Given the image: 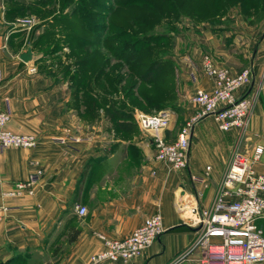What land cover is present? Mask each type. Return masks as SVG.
I'll use <instances>...</instances> for the list:
<instances>
[{
	"label": "crops",
	"instance_id": "0c3cea01",
	"mask_svg": "<svg viewBox=\"0 0 264 264\" xmlns=\"http://www.w3.org/2000/svg\"><path fill=\"white\" fill-rule=\"evenodd\" d=\"M8 1L0 0V111L9 115L3 129L33 136L36 144L0 148V264H87L103 249L100 236L124 239L154 213L160 216V236L138 257L105 264H166L194 239L191 230L175 229L183 225L173 206L176 194L207 207L237 141L241 150L262 148L253 169L264 173V19L247 24L230 8L219 23L187 20L182 28L172 57L178 98L165 140L174 141L196 110L190 101L194 91L212 89L200 71L203 54L230 75L249 70L248 84L235 92L249 101V112L239 135L220 132L211 117L197 121L186 166L173 171L154 160L147 135L103 132L101 121L84 124L68 105L67 83L37 72L41 55L30 48L35 26L10 18ZM27 48L31 55L24 63L19 57ZM36 169L41 177L32 194L11 195ZM75 205L85 208L84 216L75 214Z\"/></svg>",
	"mask_w": 264,
	"mask_h": 264
},
{
	"label": "built area",
	"instance_id": "2783aa9c",
	"mask_svg": "<svg viewBox=\"0 0 264 264\" xmlns=\"http://www.w3.org/2000/svg\"><path fill=\"white\" fill-rule=\"evenodd\" d=\"M30 20H21L22 26H31ZM200 71L211 81L209 92L197 89L190 98L196 107L193 115L179 128L176 138L167 142L164 132L169 125L164 112L137 114L134 119L138 130L150 138L154 160L166 168L179 171L186 166L188 137L193 125L204 117H211L220 132L236 131L242 134L246 128L249 101L236 97L249 82V70L230 75L216 66L211 58L200 57ZM34 68L29 72L33 73ZM8 112L0 111V148L31 149L36 140L33 136L13 134L3 129ZM237 147V146H236ZM219 180L207 207H199L194 198L174 196L173 206L183 225L194 233L193 241L166 264H264V234L257 223L264 222V173L255 172L262 148L254 146L248 155L237 151ZM209 170L205 168L204 172ZM41 177L39 169L30 173L24 181L14 185L11 195L21 192L32 194ZM79 217L85 208L75 205ZM162 233L157 213L145 218L130 234L121 240H109L102 236L103 249L90 256L87 264H105L128 261L138 257Z\"/></svg>",
	"mask_w": 264,
	"mask_h": 264
},
{
	"label": "trees",
	"instance_id": "16d2710c",
	"mask_svg": "<svg viewBox=\"0 0 264 264\" xmlns=\"http://www.w3.org/2000/svg\"><path fill=\"white\" fill-rule=\"evenodd\" d=\"M197 2L201 4L197 5ZM70 3L73 6L66 11ZM136 8L159 22L168 20L169 16L175 21L186 18L192 24H216L230 8H237L247 24H256L264 19V15H260L264 14V0H156L155 4L150 0H9L10 18H22L29 13L46 15L30 33V48L40 53L39 62L51 58L56 61L55 66L45 70L44 74L67 83L68 105L83 122L106 120L110 124V132L116 135L137 134L129 107L135 97L155 111L167 106L163 95L145 98L139 88L156 87L160 78L163 80L167 76L168 80V77L174 79L175 76V71L167 70L168 63L164 57L138 66L139 61L148 57L152 44L156 47L159 42L132 40L127 31H118L120 26L112 22L117 17L128 28L145 30L149 20L140 12L133 15ZM36 30L39 32L34 34ZM106 42L109 45L107 54L112 51L110 59L123 61V66L108 65L109 57L100 53ZM63 47L68 49V56H65L70 63L60 69L58 56ZM56 73H60V77ZM131 77L135 82L130 79L127 84ZM181 228L188 229L184 225L175 229Z\"/></svg>",
	"mask_w": 264,
	"mask_h": 264
},
{
	"label": "rangeland",
	"instance_id": "374dc122",
	"mask_svg": "<svg viewBox=\"0 0 264 264\" xmlns=\"http://www.w3.org/2000/svg\"><path fill=\"white\" fill-rule=\"evenodd\" d=\"M197 1H201V0H197ZM150 2L155 4L156 0H150ZM200 4H201L200 2L199 3L197 2V5H200ZM72 6H73V3L68 4L65 10L66 11L69 10ZM139 12L142 14H145V13H143V11H139L138 8H136V9H134L133 15H138V14H140ZM260 15L263 16L264 14L262 13ZM260 15L258 17H260ZM45 16H46L45 14L33 15V14L29 13L20 19L30 20L32 22L31 26L34 27L37 24H39L41 22V20L44 19ZM145 16H147V18L149 20L148 21L149 25H147L145 30L144 29H135V27L128 28L127 25L123 24L117 17H114L112 19V22H114L115 25L120 26L118 28V31H122V30H123V32H124V30L127 31L126 34L128 36L130 35L132 40L137 39V40H139V42H142L143 40H148L150 42L158 41L160 43V44L158 43L159 46H156V47H155L156 44H154V45L152 44L153 47L149 50V53L147 54L148 57H145L144 59H142V61H139L138 66L146 65V64H148V62H150L151 60H153L155 58H163L164 57V60H166L168 63L167 64V70L169 72H171V70L174 72L175 71V65H174V62L172 60V57H173V52H174V49L176 46V39L178 36H181V34L183 33L182 28L187 27V25H188L187 19L186 18H179V20L175 21L174 19H171L168 16V20L165 18L166 20L163 19L159 22L157 20L155 21L154 19H152L148 13H146ZM20 21H18V22H20ZM162 41L164 44L161 43ZM108 46L109 45H107V42L104 43L102 45L103 50H101V52H100L103 55L109 57L108 58V65H110V67L111 66H115V67L123 66L122 65L123 61L122 62L121 61L114 62L112 59H110L111 55H109V54H112V51L110 50V53L107 54ZM35 52L38 53V51H35ZM38 54H40V53H38ZM65 55L68 56V49L66 47H63L60 55L58 56V59H60V65H59L60 69L65 68V65L70 63L68 58L66 59ZM126 58H127V55H126L125 59ZM55 62L56 61L54 58L40 62L39 64H37L36 70L38 73H44L45 70L50 69L52 66L54 67ZM138 66H137V68H138ZM56 68L57 67H55L54 69H56ZM34 70H35V68H34ZM134 70H136V69H134ZM122 71H125V69L122 68ZM55 75L60 77L61 74L56 73ZM130 79H131L132 83L135 82L134 77H131L128 79L127 84H129ZM143 87L144 86L140 87L139 91L141 92L140 94L145 96V98L146 97H148V98L155 97L158 94L163 95L164 99H166L165 103L167 104V106L163 109L155 111L153 109H148L149 106H146L144 101L141 102V99H139L138 97H135L136 100H134V102L131 103L129 107L131 109V119H132V122L135 126L136 133L140 132L137 128V125H136L135 119H134V117L137 114H154V113H158V112H164L168 115L171 111H173L175 109L174 105L177 102V98H178L177 97V80H176L175 76H174V79L171 77H168V80H167V76L165 78H163V80L160 78L159 83L156 87H146V86L144 88ZM134 93H135V91H134ZM136 94H137V92H136ZM116 99H121V98H116ZM169 105H171V106L169 107ZM100 121L102 124L101 128H100L101 131L110 132V124L106 120H100ZM84 124H86L88 126H92L95 123L84 122ZM236 138H237V136H236ZM241 145L242 144L240 142H238V141L236 142L237 151L239 150L238 151L239 153L245 154V155H248L251 152L252 148L254 147V146L248 145L245 147L244 150H241L243 147ZM257 225H258V228L262 229V233L264 234V222L261 221L260 223H257Z\"/></svg>",
	"mask_w": 264,
	"mask_h": 264
},
{
	"label": "water",
	"instance_id": "95a60500",
	"mask_svg": "<svg viewBox=\"0 0 264 264\" xmlns=\"http://www.w3.org/2000/svg\"><path fill=\"white\" fill-rule=\"evenodd\" d=\"M30 50L27 48L26 51L19 57L20 61L27 62L30 59Z\"/></svg>",
	"mask_w": 264,
	"mask_h": 264
},
{
	"label": "bare ground",
	"instance_id": "6f19581e",
	"mask_svg": "<svg viewBox=\"0 0 264 264\" xmlns=\"http://www.w3.org/2000/svg\"><path fill=\"white\" fill-rule=\"evenodd\" d=\"M184 216V215H183ZM182 215H181V217H183Z\"/></svg>",
	"mask_w": 264,
	"mask_h": 264
}]
</instances>
